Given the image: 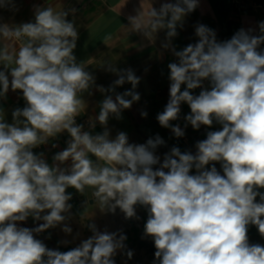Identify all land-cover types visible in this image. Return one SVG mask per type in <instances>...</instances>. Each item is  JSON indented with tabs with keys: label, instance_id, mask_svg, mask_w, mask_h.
Returning <instances> with one entry per match:
<instances>
[{
	"label": "clouds",
	"instance_id": "obj_1",
	"mask_svg": "<svg viewBox=\"0 0 264 264\" xmlns=\"http://www.w3.org/2000/svg\"><path fill=\"white\" fill-rule=\"evenodd\" d=\"M199 7L200 0H163L128 16L132 33L149 42L164 31L161 47L175 57L167 65L169 99L156 116L159 125L176 138L189 125L221 126L207 131L194 153L173 146L162 158L157 149L166 142L159 134L144 143L129 142L123 131L112 136L109 120H121L140 101L141 78L106 62L102 67L117 79L107 88L96 84L74 55L78 31L67 17L75 9L35 5L34 21L0 22V100L11 90L25 101L11 123L0 108V264H115L118 252L132 258L122 231L102 232L94 223L87 225L92 235L68 251L36 238L58 226L72 233L65 223L73 207L69 188L90 196L102 213L119 209L125 219H139L137 207L144 208L142 238L154 242V264H264V246L248 237L250 225L264 237V21L226 40L196 23L195 43L177 50L178 29ZM0 9L18 11L15 0H0ZM126 83L130 89L116 91ZM93 89L103 99L85 130L77 117ZM183 104L190 112L181 127L172 122L181 119ZM97 123L103 131L94 133ZM65 132L66 147L51 164L33 151ZM29 218L40 223L20 226Z\"/></svg>",
	"mask_w": 264,
	"mask_h": 264
},
{
	"label": "crops",
	"instance_id": "obj_2",
	"mask_svg": "<svg viewBox=\"0 0 264 264\" xmlns=\"http://www.w3.org/2000/svg\"><path fill=\"white\" fill-rule=\"evenodd\" d=\"M241 1L243 7H238L235 0H200V7L189 14L184 28L178 29L179 35L173 40L177 50L189 43H195L193 26L196 23L209 26L216 30L219 40H226L240 28L256 27L258 22L264 21V0ZM161 2L163 0H15L18 11L0 9V22L20 24L34 21L35 5L51 6L56 11L75 9V12H70L67 17L68 20L75 22L78 31L74 55L77 62H85L87 70L96 77V84L107 88L117 79L115 74L105 71L102 67L106 62L120 69L131 68L141 78L136 89L141 95L140 101L134 103L130 109L124 110L121 120L110 118L108 124L113 137L118 131H123L127 133L129 142L134 143L136 142L135 135H151L150 131L153 130V126L159 125L156 116L163 111L169 99L170 82L167 65L173 62L175 57L161 47L165 39L164 31L159 32L154 41L149 42L141 35L132 33L128 27V16L136 15L137 10H141V6L146 12L151 3L159 8ZM261 47L264 48L263 45ZM130 88L131 85L126 83L116 91L122 93ZM198 92L199 89L195 90L194 94ZM83 98L86 110L79 118H94L99 112V102L103 99V95L93 89L91 95L85 93ZM24 106L25 101L20 91L9 90L7 99L0 100V108L3 109L5 119L9 123L12 122V111ZM141 110L147 111L146 118L141 117ZM189 112L188 105L183 104L181 119L172 123H178L183 127V117ZM215 125L218 124L215 123ZM93 131L98 133L103 129L97 123ZM167 133L174 136L170 129H167ZM169 135L166 136L167 145L173 141L168 139ZM68 139L66 132L59 134L56 139H51L48 144L41 145L33 151L43 152L45 159L51 164L53 155L66 147ZM53 143L57 147L53 148ZM67 163L63 166L66 167ZM38 223L40 222L34 223L29 218L20 226L32 228Z\"/></svg>",
	"mask_w": 264,
	"mask_h": 264
},
{
	"label": "rangeland",
	"instance_id": "obj_3",
	"mask_svg": "<svg viewBox=\"0 0 264 264\" xmlns=\"http://www.w3.org/2000/svg\"><path fill=\"white\" fill-rule=\"evenodd\" d=\"M157 124V122H154ZM150 128V127H149ZM205 126H201L199 132L194 134L191 132L190 127H187L185 130V136L180 138H176L175 136H170L167 133V129L159 126L158 124L153 126V130L150 131L151 135L142 136L141 134L135 135L136 142L134 143H144L149 137L155 136L159 134L165 141L166 136L169 135L168 139L173 140L172 142H178L180 140V144L187 151L195 152V143L197 141L203 140L206 138L205 134ZM221 126L215 125V130H220ZM133 143V142H132ZM167 144L165 146H161L157 149V155H160L161 158L163 154L167 152ZM218 171L222 169L219 163L216 164ZM77 200L78 203L82 204L80 206L81 214L78 215L73 207L71 209V219L66 221L71 228L72 233L70 235H66L61 231L62 226H58L55 229H49L44 233L39 234L36 238L42 240L49 248L58 249V246H71L72 248L78 246L80 242L84 239H87L92 235V232L88 228V224L94 223L99 231L108 232H117L122 231L123 234L126 235L127 239L125 241L126 249L131 250L133 252V256L131 259H128L125 253L118 252L114 257L115 264H154V253L156 251L154 242L151 237L142 238L144 231V214L142 209L137 207V216L139 219H125L124 214L120 212L119 209L116 210L115 214L112 213H102L97 207L98 205L94 204V201L91 202V198L88 195H81L76 192L75 189L69 188L67 189ZM87 200V204L85 201ZM257 201H259V197H257ZM71 203V201H69ZM50 236V238H48ZM249 243L250 244H260L264 246V237H261L259 232L252 233L248 231ZM67 240L69 243L63 244L61 241Z\"/></svg>",
	"mask_w": 264,
	"mask_h": 264
},
{
	"label": "trees",
	"instance_id": "obj_4",
	"mask_svg": "<svg viewBox=\"0 0 264 264\" xmlns=\"http://www.w3.org/2000/svg\"><path fill=\"white\" fill-rule=\"evenodd\" d=\"M263 46H264V45H263ZM214 129H215V123L213 124L212 128H210V129H209V128H206L204 132H205V134H206L207 131H214ZM190 130H191V132H194V134H197V133L199 132V130H193L192 127H190ZM173 146H178V147L181 149L182 152H183V151H187V150H185L184 147H182V145H181L179 142H172V143H170V144L167 146V152H168ZM260 191L264 192V189H260ZM71 204L73 205V209H74V211H75L78 215H80V214L82 213V211L80 210L79 207L82 206V204L78 203L77 200H76L75 198H73V199L71 200ZM140 208L142 209L143 214H144L143 218H144V224H145V222H146V220H147V212H146V210H145L144 208H142V207H140ZM248 231H251L252 233H256V232H258L257 228H256L255 226H252V225L249 226ZM58 249H59L60 251H68V250L72 249V247H71V246H58Z\"/></svg>",
	"mask_w": 264,
	"mask_h": 264
},
{
	"label": "built area",
	"instance_id": "obj_5",
	"mask_svg": "<svg viewBox=\"0 0 264 264\" xmlns=\"http://www.w3.org/2000/svg\"><path fill=\"white\" fill-rule=\"evenodd\" d=\"M235 4L238 7H243V2L241 0H235ZM88 122H89V119L87 117H82V118L77 117V123L83 124L85 130L89 128Z\"/></svg>",
	"mask_w": 264,
	"mask_h": 264
},
{
	"label": "water",
	"instance_id": "obj_6",
	"mask_svg": "<svg viewBox=\"0 0 264 264\" xmlns=\"http://www.w3.org/2000/svg\"><path fill=\"white\" fill-rule=\"evenodd\" d=\"M91 190H89V192H90ZM89 198H90V196H88ZM91 202H93V200L91 199Z\"/></svg>",
	"mask_w": 264,
	"mask_h": 264
}]
</instances>
